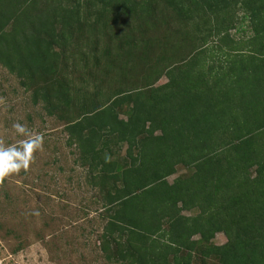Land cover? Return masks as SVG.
I'll return each mask as SVG.
<instances>
[{
  "label": "trees",
  "instance_id": "trees-1",
  "mask_svg": "<svg viewBox=\"0 0 264 264\" xmlns=\"http://www.w3.org/2000/svg\"><path fill=\"white\" fill-rule=\"evenodd\" d=\"M0 64L64 122L108 263L264 264V0H0Z\"/></svg>",
  "mask_w": 264,
  "mask_h": 264
},
{
  "label": "rangeland",
  "instance_id": "rangeland-1",
  "mask_svg": "<svg viewBox=\"0 0 264 264\" xmlns=\"http://www.w3.org/2000/svg\"><path fill=\"white\" fill-rule=\"evenodd\" d=\"M233 33L237 39L244 36ZM71 48L63 60L70 73L77 69V84L84 73L90 93L96 83L104 89L118 83H100L98 77L103 74L93 59L86 71L77 50ZM166 82L163 77L157 86ZM17 122L41 134L44 145L27 171L10 175L0 186V264H110L100 250L105 222L94 200L96 191L87 186L86 172L76 163L77 153L68 145L64 122L48 115L42 104L35 106L20 79L0 64V140L5 146L24 139L12 127ZM184 172L179 169L169 181ZM226 241L220 233L214 242Z\"/></svg>",
  "mask_w": 264,
  "mask_h": 264
},
{
  "label": "clouds",
  "instance_id": "clouds-1",
  "mask_svg": "<svg viewBox=\"0 0 264 264\" xmlns=\"http://www.w3.org/2000/svg\"><path fill=\"white\" fill-rule=\"evenodd\" d=\"M12 127L15 133L24 139L18 144L7 146L0 140V186L10 175L18 174L21 170L27 171L35 160V154L43 151L44 139L41 134L19 122L14 123Z\"/></svg>",
  "mask_w": 264,
  "mask_h": 264
}]
</instances>
